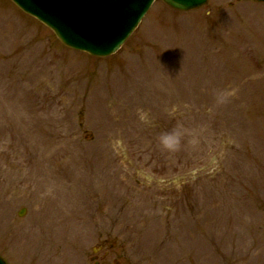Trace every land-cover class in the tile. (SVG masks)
<instances>
[{
  "label": "rangeland",
  "instance_id": "1",
  "mask_svg": "<svg viewBox=\"0 0 264 264\" xmlns=\"http://www.w3.org/2000/svg\"><path fill=\"white\" fill-rule=\"evenodd\" d=\"M0 255L264 264V3L157 1L95 58L0 0Z\"/></svg>",
  "mask_w": 264,
  "mask_h": 264
},
{
  "label": "water",
  "instance_id": "2",
  "mask_svg": "<svg viewBox=\"0 0 264 264\" xmlns=\"http://www.w3.org/2000/svg\"><path fill=\"white\" fill-rule=\"evenodd\" d=\"M49 27L67 47L95 57L116 54L157 0H12ZM179 12H191L210 0H161ZM264 3V0H254ZM25 209L20 213L24 215ZM0 264H7L0 256Z\"/></svg>",
  "mask_w": 264,
  "mask_h": 264
},
{
  "label": "clouds",
  "instance_id": "3",
  "mask_svg": "<svg viewBox=\"0 0 264 264\" xmlns=\"http://www.w3.org/2000/svg\"><path fill=\"white\" fill-rule=\"evenodd\" d=\"M218 102H223V97H220ZM141 119H145V116L142 115ZM180 137L181 133L177 130H173L172 132L163 133L159 139L165 150L173 151L179 145Z\"/></svg>",
  "mask_w": 264,
  "mask_h": 264
},
{
  "label": "flooded vegetation",
  "instance_id": "4",
  "mask_svg": "<svg viewBox=\"0 0 264 264\" xmlns=\"http://www.w3.org/2000/svg\"><path fill=\"white\" fill-rule=\"evenodd\" d=\"M102 249V248H101ZM98 255H96L95 257H94V260L96 261L98 258ZM97 262V264H99V261H96Z\"/></svg>",
  "mask_w": 264,
  "mask_h": 264
}]
</instances>
